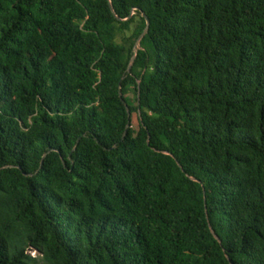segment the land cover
Returning <instances> with one entry per match:
<instances>
[{
	"label": "trees",
	"instance_id": "1",
	"mask_svg": "<svg viewBox=\"0 0 264 264\" xmlns=\"http://www.w3.org/2000/svg\"><path fill=\"white\" fill-rule=\"evenodd\" d=\"M0 264H264V0H0Z\"/></svg>",
	"mask_w": 264,
	"mask_h": 264
},
{
	"label": "water",
	"instance_id": "2",
	"mask_svg": "<svg viewBox=\"0 0 264 264\" xmlns=\"http://www.w3.org/2000/svg\"><path fill=\"white\" fill-rule=\"evenodd\" d=\"M111 7V6H110ZM118 18V17H117ZM145 20H146V25H145V29H144V31H143V33L144 32H146L147 31V29H148V26H149V20L145 17ZM143 33L141 34V36L143 35ZM140 39V38H139ZM139 39L137 40V42H136V46L138 45V41H139ZM133 59H134V55L132 56V58L130 59V64L128 65V70L130 69V66H131V63H132V61H133ZM128 112V111H127Z\"/></svg>",
	"mask_w": 264,
	"mask_h": 264
},
{
	"label": "rangeland",
	"instance_id": "3",
	"mask_svg": "<svg viewBox=\"0 0 264 264\" xmlns=\"http://www.w3.org/2000/svg\"><path fill=\"white\" fill-rule=\"evenodd\" d=\"M131 101H132V99H131ZM28 252H29V254L31 255V256H39L40 254L38 253V252H36L35 250H28Z\"/></svg>",
	"mask_w": 264,
	"mask_h": 264
}]
</instances>
